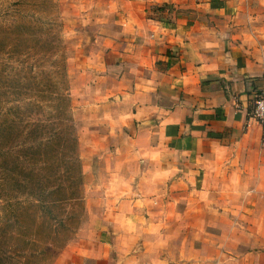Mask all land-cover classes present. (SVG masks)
Listing matches in <instances>:
<instances>
[{
  "label": "rangeland",
  "instance_id": "1",
  "mask_svg": "<svg viewBox=\"0 0 264 264\" xmlns=\"http://www.w3.org/2000/svg\"><path fill=\"white\" fill-rule=\"evenodd\" d=\"M134 1L0 0V86L17 69L8 100L49 120L0 161V264H264V197L257 214L160 171L95 91V41L136 21Z\"/></svg>",
  "mask_w": 264,
  "mask_h": 264
},
{
  "label": "crops",
  "instance_id": "2",
  "mask_svg": "<svg viewBox=\"0 0 264 264\" xmlns=\"http://www.w3.org/2000/svg\"><path fill=\"white\" fill-rule=\"evenodd\" d=\"M133 7L136 21L95 41V91L112 122L160 171L193 185L222 184L229 201L237 194L258 214L264 128L250 107L264 89V0ZM126 17L133 20L129 10Z\"/></svg>",
  "mask_w": 264,
  "mask_h": 264
},
{
  "label": "trees",
  "instance_id": "3",
  "mask_svg": "<svg viewBox=\"0 0 264 264\" xmlns=\"http://www.w3.org/2000/svg\"><path fill=\"white\" fill-rule=\"evenodd\" d=\"M10 71H13V73H6L5 76L8 86L6 84L0 86V161L4 158L5 153H8L4 152V150L11 149L8 146L10 139L14 140L17 144V147L15 146L14 148L26 146L27 151H34L36 146L32 144L34 138H36V132L38 130L44 132L46 128L45 124H48L49 121L38 119L39 113L32 109L30 104L24 105L19 99L8 100V96L16 98L15 96L21 93V84L24 82L23 79L25 78L20 75L17 69ZM12 82L15 83L14 86H11ZM7 104L12 105L7 106ZM27 137L33 140L25 143L24 139ZM17 163V159H13L10 162L12 169H15Z\"/></svg>",
  "mask_w": 264,
  "mask_h": 264
},
{
  "label": "built area",
  "instance_id": "4",
  "mask_svg": "<svg viewBox=\"0 0 264 264\" xmlns=\"http://www.w3.org/2000/svg\"><path fill=\"white\" fill-rule=\"evenodd\" d=\"M250 116L264 128V89L254 94Z\"/></svg>",
  "mask_w": 264,
  "mask_h": 264
}]
</instances>
